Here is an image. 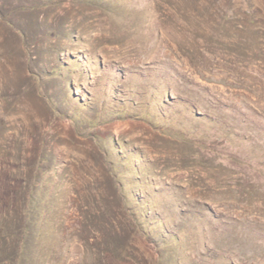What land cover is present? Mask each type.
<instances>
[{
  "label": "rangeland",
  "instance_id": "obj_1",
  "mask_svg": "<svg viewBox=\"0 0 264 264\" xmlns=\"http://www.w3.org/2000/svg\"><path fill=\"white\" fill-rule=\"evenodd\" d=\"M0 264H264V0H0Z\"/></svg>",
  "mask_w": 264,
  "mask_h": 264
}]
</instances>
